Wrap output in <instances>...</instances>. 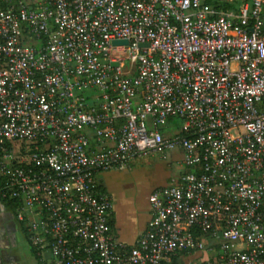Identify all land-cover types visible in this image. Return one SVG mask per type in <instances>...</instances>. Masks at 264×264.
<instances>
[{
    "label": "built area",
    "instance_id": "built-area-1",
    "mask_svg": "<svg viewBox=\"0 0 264 264\" xmlns=\"http://www.w3.org/2000/svg\"><path fill=\"white\" fill-rule=\"evenodd\" d=\"M173 151L117 241L98 175ZM0 199L40 264H264V0H0Z\"/></svg>",
    "mask_w": 264,
    "mask_h": 264
},
{
    "label": "crops",
    "instance_id": "crops-1",
    "mask_svg": "<svg viewBox=\"0 0 264 264\" xmlns=\"http://www.w3.org/2000/svg\"><path fill=\"white\" fill-rule=\"evenodd\" d=\"M176 158L179 155L173 151L166 160L148 157L143 162H130L125 170L112 169L98 175L99 188L111 201L110 227L117 241L133 245L144 230L150 217L147 197L154 188L166 185L168 177L176 173L178 169L172 173L173 166H176L173 159ZM156 164V170L160 168L158 179L153 177L154 173L152 177L145 173L146 167ZM23 243L34 264H39L28 247L24 232L14 220L10 206L0 199V264H29L21 261L20 247ZM210 256H213V251L177 253L167 264H197Z\"/></svg>",
    "mask_w": 264,
    "mask_h": 264
},
{
    "label": "rangeland",
    "instance_id": "rangeland-1",
    "mask_svg": "<svg viewBox=\"0 0 264 264\" xmlns=\"http://www.w3.org/2000/svg\"><path fill=\"white\" fill-rule=\"evenodd\" d=\"M176 122H177V120L176 119H171V125H174V124H176ZM178 124V123H177ZM166 134L167 135H169V134H171L172 132H173V127L172 128H169V127H167L166 128ZM169 158V153H167V158L166 159H168ZM146 158H142V159H137V160H135V161H133V162H131V164L132 163H134V162H136L137 161V163H139V162H143V160H145ZM148 159V158H147ZM178 158H176V159H173V163H174V161L175 160H177ZM155 164V163H154ZM157 166V164L156 165H153L152 167H146V172L145 173H148L149 175H151V177H152V174L154 173V175H153V177H156L157 179H158V176H159V171H160V168L159 167H157V169L158 170H156V167ZM126 168H123V170H125ZM176 169H178L176 166H173V168H172V173H174V171L176 170ZM118 170V169H117ZM203 241V240H202ZM25 243V242H24ZM22 244L21 245V247H20V256H21V261H23L24 263L25 262H29V264H34V261H33V258H32V256L30 255V253H29V251H28V248H27V246L25 245V244Z\"/></svg>",
    "mask_w": 264,
    "mask_h": 264
},
{
    "label": "water",
    "instance_id": "water-1",
    "mask_svg": "<svg viewBox=\"0 0 264 264\" xmlns=\"http://www.w3.org/2000/svg\"><path fill=\"white\" fill-rule=\"evenodd\" d=\"M126 41H124V40H113L112 42H111V44L112 45H126ZM142 46V45H141ZM144 46V45H143Z\"/></svg>",
    "mask_w": 264,
    "mask_h": 264
},
{
    "label": "trees",
    "instance_id": "trees-1",
    "mask_svg": "<svg viewBox=\"0 0 264 264\" xmlns=\"http://www.w3.org/2000/svg\"><path fill=\"white\" fill-rule=\"evenodd\" d=\"M207 2H209V0H207ZM99 190H100V192L103 193V190H102L101 188H99ZM2 201L8 203V205L10 206V208H11V210H12V212H13V205L11 204V202L4 201V200H2ZM109 225H111V221H110V220H109ZM39 264H40V263H39Z\"/></svg>",
    "mask_w": 264,
    "mask_h": 264
}]
</instances>
